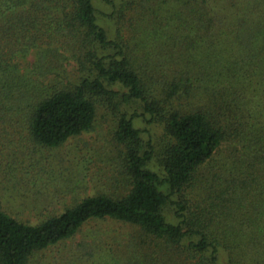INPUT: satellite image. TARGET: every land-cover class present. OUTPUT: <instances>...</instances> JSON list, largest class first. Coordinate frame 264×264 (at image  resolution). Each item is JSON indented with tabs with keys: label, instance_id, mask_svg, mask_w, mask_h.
<instances>
[{
	"label": "trees",
	"instance_id": "1",
	"mask_svg": "<svg viewBox=\"0 0 264 264\" xmlns=\"http://www.w3.org/2000/svg\"><path fill=\"white\" fill-rule=\"evenodd\" d=\"M168 2L147 9L161 48L142 63L124 11L113 38L94 0H0V128L58 147L108 108L131 184L36 224L0 205V264L105 218L138 229L129 264H264V0Z\"/></svg>",
	"mask_w": 264,
	"mask_h": 264
},
{
	"label": "rangeland",
	"instance_id": "2",
	"mask_svg": "<svg viewBox=\"0 0 264 264\" xmlns=\"http://www.w3.org/2000/svg\"><path fill=\"white\" fill-rule=\"evenodd\" d=\"M94 1L99 21L111 37L122 33L131 39L137 60L144 63L161 48L152 38L159 37L156 33L161 29L150 26L152 10L147 11L149 5L160 8L161 0H116L113 5L107 0ZM123 11L125 17H121ZM119 16L124 23L120 33ZM20 121L15 118L7 122V128H0V205L13 216L36 224L85 197L99 193L120 196L129 191L130 180L119 153L122 145L115 138L117 120L108 108L100 109L93 130L58 147L34 142ZM229 154L224 144L215 165L221 167ZM137 234L138 229L129 223L93 219L72 237L35 253L31 264H129L127 258L135 260L137 252L128 245ZM227 258L223 257L224 262Z\"/></svg>",
	"mask_w": 264,
	"mask_h": 264
}]
</instances>
